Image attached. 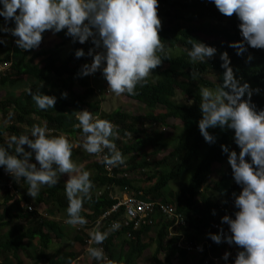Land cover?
Instances as JSON below:
<instances>
[{
  "label": "trees",
  "instance_id": "obj_1",
  "mask_svg": "<svg viewBox=\"0 0 264 264\" xmlns=\"http://www.w3.org/2000/svg\"><path fill=\"white\" fill-rule=\"evenodd\" d=\"M157 16L161 21L158 36L162 40L164 50L157 53L162 57L161 64L152 69L151 73L160 79L153 80L148 77L143 86L137 85L135 95L121 94L145 107V112L139 116L121 110L105 113L101 110L99 102L92 100L96 90L91 86L90 78L94 76L107 82L100 70L80 76L81 65L89 63L91 57L85 55L76 58L74 55L77 48L87 53L88 49L93 47L90 39L83 44L73 41L70 53L63 59L59 49L66 42H57L52 48L39 52H36V48H18L12 55L0 57V65L4 62L10 63L8 69L0 72V96L3 97L0 100V109L9 122L7 126H0V144L6 145L8 138H5V134L9 137L25 133L26 127L31 129L33 124L43 121H47V127L52 130L53 135L60 132L68 137L82 135L80 129L74 127L78 121L72 109H88L94 116L107 119L118 126V136L113 142L116 146L120 144L117 148H120L124 156L130 154L123 165L113 167L112 176L108 175L105 165L100 161L93 165L94 172L90 176L93 182L91 199L85 200L81 213L87 223L83 226H73L76 231L70 245L52 257L43 252L51 244L65 237L66 226L56 220H48V217L44 218L46 214H42V210L46 207L45 211L49 216L58 212L62 221H65L68 202L64 184L41 189L39 195L32 199L27 194L28 185L25 180L13 178L0 166V230L9 227L13 221L27 224L26 227H19L16 234L0 237V256H3L1 264H24L19 258L20 253L29 257L35 264L43 259L47 264H69L77 260L89 246L86 242L89 231L97 228L95 223L100 215L116 203L115 199L109 197L108 191L104 189L106 187H110L113 194L118 193L120 188L122 193L140 199L149 197L171 204L183 214L187 224L182 247L177 245L179 239L168 238L169 224L157 214L156 233L148 242L144 238H147L151 228L147 227L140 228L138 232L128 230L134 236L132 240L125 238L126 230L124 233H111L101 245L94 247H102L105 256L115 264H225L223 259L219 263L213 262L206 249L201 255L197 254L195 247L200 245L199 242L207 236L209 227L218 222L219 217L232 216L236 211L229 202L232 193L240 190V187L230 184L233 180L231 168L228 165L224 169L214 170L213 165L227 163V154L222 153L221 144L237 152L239 149L232 139L233 130L227 128H209L208 131L215 137V142L204 141L197 126L201 118L199 89H214L217 83L222 82L224 69L220 67V53L227 52L234 75L242 77L250 86L259 89L257 94L251 96V101L257 109L264 107V49L245 45L246 51L237 55L236 50L229 47V43L242 39L237 27L240 21L235 13L232 16L220 13L211 0H158ZM0 26L12 28L14 23L9 19L5 24L4 18L0 17ZM65 31L53 34L51 30H45L39 46L52 37H60L62 32L63 38L70 40ZM2 37L0 32V40L3 41ZM190 41L214 46L217 51L205 63L191 62L187 55L191 48ZM3 48L4 42L0 43V50ZM249 55L252 57L250 61L247 60ZM211 74L217 76V82L207 79ZM26 80L33 81L29 87L33 92L41 84L42 93L56 96L53 109L40 110L36 107L22 86ZM75 86L81 91L75 93ZM104 91L110 93L108 88ZM61 93H69L70 96H62ZM180 96L183 97L182 102L178 100ZM158 106L164 109L163 112H155ZM9 113L12 114L11 119ZM171 120L179 121L182 124L181 129L169 123ZM157 127L159 130L174 129L176 134L172 138L169 136L164 139ZM151 130L155 132L149 133ZM126 133L131 134L133 138L130 143H126L129 137ZM159 155L162 157L158 158ZM245 159L249 158L246 156ZM125 172H136L139 178L119 176ZM216 172L220 178L211 186L210 179ZM176 182L183 183L179 192L170 188V185ZM221 187L223 202L210 200L207 192L211 189L219 190ZM54 211L56 212L53 213ZM98 227L101 231L106 230L102 225ZM186 243L190 244V250L185 248ZM234 246L238 251V246ZM152 247L154 250L147 253L150 258L143 262L145 252ZM226 248L228 246L223 243L218 250L225 251ZM237 251L228 252L227 264H233ZM181 255H186L185 261ZM93 264L105 262L93 259Z\"/></svg>",
  "mask_w": 264,
  "mask_h": 264
},
{
  "label": "clouds",
  "instance_id": "obj_2",
  "mask_svg": "<svg viewBox=\"0 0 264 264\" xmlns=\"http://www.w3.org/2000/svg\"><path fill=\"white\" fill-rule=\"evenodd\" d=\"M211 2L220 13L225 16L235 13L240 21L237 27L242 39L229 43L237 55L246 51L245 45L264 49V0ZM157 6L158 0H0V17L4 18L5 24L9 19L14 23L12 28L0 26V32H10L16 37L14 42L21 50L37 48L45 30H51L53 34L66 30L65 35L80 44L90 39L93 47L87 53L80 48L74 52L76 58L91 57L90 64L81 65L79 75L100 70L108 89L114 94L135 95L137 85L147 83L151 70L161 64L162 57L157 53L163 52L164 45L158 36L161 21ZM190 43L187 55L191 62L205 63L217 51L214 46L203 42ZM251 59L249 55L247 60ZM220 60V67L224 69L222 82L214 89H199L201 118L197 126L206 143L215 142L209 128L233 130L232 139L239 151L230 150L224 144L220 147L222 153L227 154V166L231 168L234 185L237 184L240 190L232 193L229 202L236 209L233 215L219 217L220 220L207 230L208 239L205 235L195 249H202V252L196 251L199 255L206 249L213 262L219 263L223 259L227 264L229 253L226 251L219 259V246L225 243L234 253L237 251L235 244L239 250L233 264H264V107L257 109L251 101V96L259 89L234 75L227 52L220 53ZM40 87L41 84L34 92L31 88L26 91L38 109H53L56 96L42 93ZM75 112L78 123L74 127L82 133L81 145H74L63 132L53 135L47 121H43L33 124L30 131L9 136L6 145L0 144V166L13 178L25 180L27 194L32 199L39 195L42 186L51 188L61 174H67L64 192L68 204L64 223L83 226L87 223L81 214L83 204L91 199L93 182L91 173L73 161V147L82 146L87 153L97 154L106 167L123 165L126 157L113 142L118 136L117 125L94 116L88 109ZM11 116L9 113V119ZM24 145L28 150L22 147ZM246 156L249 159L246 160ZM33 157L37 163L32 162ZM218 193L223 202L222 194ZM163 203L174 208L183 220L178 225L174 218L166 220L168 238L179 239L177 245L182 247L185 232L176 233L174 230H184L186 220L173 205ZM155 225L144 227L155 228ZM119 228V222L114 221L104 231L99 227L89 231V246L86 248L89 258L115 264L105 256L102 247L92 245H101ZM188 247L190 244L186 243L185 248Z\"/></svg>",
  "mask_w": 264,
  "mask_h": 264
},
{
  "label": "rangeland",
  "instance_id": "obj_3",
  "mask_svg": "<svg viewBox=\"0 0 264 264\" xmlns=\"http://www.w3.org/2000/svg\"><path fill=\"white\" fill-rule=\"evenodd\" d=\"M62 33L60 35L61 38L57 36V38H53L52 37V38L48 39L45 42V44H43V45H41V46L36 48V52L44 51V50H47L49 48H52L53 45L55 43H57V42L58 43L66 42L65 45L62 48L59 49L61 58L63 59L64 57H66L70 53L73 40H72V38L70 36H68L70 40L67 41L65 38H63ZM2 35H3L2 38H3V42H4V48L0 50V57H4L7 54L12 55L13 52L16 49H18V46L14 42L16 37H13L10 32H2ZM17 54L18 53H16V55ZM89 63H91V61ZM218 76H219V74H218ZM149 77L150 78L152 77L153 80H156V79L159 80L160 79L158 76L153 75V74H151ZM207 79L210 80V81H213V82H217L218 81L217 80L218 79L217 76H215L213 74L209 75L207 77ZM32 82H33L32 80H28V81L26 80V82L24 81L22 86H24V88L27 89V88H29L31 86ZM90 84L94 88V90H96L94 96L92 97V100L99 102L101 110L103 112L110 113L113 110H121L122 112H125V113L130 114V115H136V116L142 115L145 112V107L141 103H138V102L132 101L130 99H127V98L123 97L122 95H116L111 90H110V93H108V94L105 93L104 90H105V88H108V85L102 79L93 76V77L90 78ZM73 91L75 93H78V92L81 91V89L78 86H75L73 88ZM67 96H70V94L68 93ZM1 98H3V97L0 96V100H1ZM178 100L182 102L183 101V97L180 96L178 98ZM163 110L164 109H162L160 106H158L155 112H163ZM75 111H79V110L72 109L73 115L76 118V112ZM36 121H40V120L36 119ZM169 123H172L173 125H175L177 129H181L182 124L179 121H177V120L172 121L171 120ZM8 124H9V122H8L7 117L5 115H3L2 110L0 109V126H7ZM25 129H26V131H30V129H27V127ZM156 129H158V127ZM159 131L162 132V136H163L164 139L169 137V136H170V138H172V136H174V134H176V130L170 129V128H167L165 130H159ZM154 132H155L154 130H151L149 133L153 134ZM177 133H179V132H177ZM128 136L129 137L126 140L128 142H126V143H130L133 140L131 135H128ZM5 138H8L7 134H5ZM68 139L74 145H81L82 144V135L81 134H75L74 136H69ZM118 146H120L119 143L117 144V147ZM22 147H24L25 150H28L26 145H24ZM118 149L120 150V148H118ZM168 152H169V150L167 152H165L163 154V156L166 155ZM129 156H130V154H126L125 155L126 158H128ZM161 157H162V155L158 156V158H161ZM72 159H73V161L75 163L82 164L84 166V169L88 170L91 173V175L94 172L93 165L96 162H99L96 159L95 154L87 153L83 149L82 146H74L73 147V149H72ZM32 162L33 163H37L34 160V157L32 158ZM226 166H227V163L225 162L223 164H214L213 168H215L214 170H220L221 168H224ZM126 174H127L128 178H130V179L139 178L138 177V173H136V172H128ZM140 177H141V175H140ZM219 178H220V175L217 172L215 174H213L212 177H211L212 181L210 179L209 185L212 186L213 182L215 180L216 181L219 180ZM66 179H67V174H61L57 184H64ZM234 183H235L234 180L230 181L231 185H233ZM182 185H183V183L176 182V183H172L170 185V188L173 191H175V192H179ZM46 188H48V187L45 185V186H42L41 189H46ZM218 191L221 192L222 191V187L219 188ZM218 191L213 190V189L209 190L207 192L208 198L210 200H212V201H215V202H217V201L222 202V199L219 197ZM117 192L118 193L119 192L122 193L120 188L117 190ZM1 198H2V195H1V192H0V213L2 211ZM45 208L46 207H44V209L42 210V214H46V216L42 215L44 218L48 217L49 218L48 220H52L53 219V220H56L57 222H59V224H64L66 226V227H64L65 230H66L64 232L65 233V237H63L62 239H60V240L54 242L53 244H51L49 246V248L44 250V252H43L45 255H48V257H52L53 255H55L56 252H58L59 250L66 249L70 245L71 239L75 235V231L76 230L74 229L73 226H68L67 224H65L64 221H62V216L58 212L56 214H53V216L49 213L50 214V216H49L46 213V211H45L46 209ZM55 212L56 211H54L53 213H55ZM29 225H31V224H29ZM26 226H27L26 223H19V222L13 221L12 224L9 227H5V228L0 230V237H3V235H10L11 233L16 234L19 231L18 230L19 227H26ZM185 231L186 230H178V229L174 230V232H176V233L182 232V234ZM155 232H156L155 228H151L149 230V232L147 234V238H144L146 240V242H148L150 239H152V237L154 236ZM153 250H154V248L152 247V248H149L145 252V257L142 258L143 262L148 261V259L150 258V255L147 254V253L149 251L152 252ZM226 251L230 252L231 248L228 247V248L225 249V251L220 250L217 257L219 259H221L223 254ZM180 257H182L183 260L185 261L184 258L186 257V255H181ZM2 258H3V256H0V264L3 262ZM19 258H20L21 262L24 263V264H35L29 257L25 256L22 253H20ZM81 258H82V262L80 264H93V259L89 258L87 252L83 251L81 253ZM160 258H162V257H160ZM43 260L40 263H38V264H47L46 261H43ZM173 260L174 261L176 260V258L174 256H173ZM176 263L178 264V262H176ZM180 263H183V262H180Z\"/></svg>",
  "mask_w": 264,
  "mask_h": 264
},
{
  "label": "built area",
  "instance_id": "obj_4",
  "mask_svg": "<svg viewBox=\"0 0 264 264\" xmlns=\"http://www.w3.org/2000/svg\"><path fill=\"white\" fill-rule=\"evenodd\" d=\"M9 66H10L9 62L2 63L0 65V72H4L6 69L9 68ZM95 156L96 159L100 161L98 155L95 154ZM123 169L125 170L126 167H123ZM105 170L107 171L109 176L113 175V167L105 166ZM122 175L128 177L126 172L124 174L121 173L119 176ZM104 189L108 191L109 197L116 200V203L113 204L109 210L104 211L100 215L98 221L95 223V227L102 225L103 227H105V229H107L108 227H110L112 222L118 221L120 224V228L112 232V234L120 231L124 233V231L126 230L127 232L124 233L125 238L128 240H132L134 236L128 230L137 232L140 228L144 226L153 227L155 225L156 214L162 217L164 220L174 218L176 225H178L179 223L181 224L183 223L181 216L176 213L174 208L166 205L161 201H156L149 197L145 199L142 198L140 199L136 196L127 193L113 194L110 190L111 189L110 187H106ZM98 194H100V192H98ZM88 241L89 239L86 240L87 244ZM187 249L190 250L191 247H188ZM195 250L198 252H202V249L200 248H196ZM81 262H82V258L80 255L79 258L73 261L71 264H80Z\"/></svg>",
  "mask_w": 264,
  "mask_h": 264
}]
</instances>
